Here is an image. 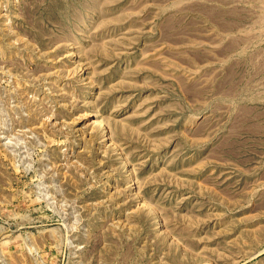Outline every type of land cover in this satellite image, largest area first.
<instances>
[{
  "label": "rangeland",
  "instance_id": "obj_1",
  "mask_svg": "<svg viewBox=\"0 0 264 264\" xmlns=\"http://www.w3.org/2000/svg\"><path fill=\"white\" fill-rule=\"evenodd\" d=\"M0 264H264V0H0Z\"/></svg>",
  "mask_w": 264,
  "mask_h": 264
}]
</instances>
